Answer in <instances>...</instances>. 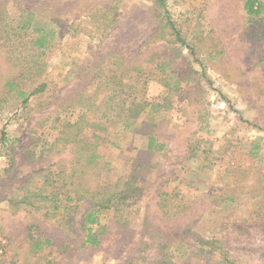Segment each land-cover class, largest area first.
I'll list each match as a JSON object with an SVG mask.
<instances>
[{
	"label": "rangeland",
	"instance_id": "374dc122",
	"mask_svg": "<svg viewBox=\"0 0 264 264\" xmlns=\"http://www.w3.org/2000/svg\"><path fill=\"white\" fill-rule=\"evenodd\" d=\"M251 1L257 13L248 0H0V55L21 60L0 58V260L8 259L13 226L31 218L26 190L49 181L59 191L69 168L55 165L60 157L48 145L63 122L85 114L101 124L103 183L133 194L117 208L135 230L161 207L205 208L199 232L242 249L226 264H264V0ZM39 29L45 50L30 43ZM11 64L23 72L13 89ZM40 84L44 91L30 95ZM127 115L161 123L164 134L152 141L132 132ZM30 150L42 153L31 162ZM42 169L49 174L28 178ZM237 181L252 187L205 206ZM114 214L103 211L101 223L111 227ZM185 253L176 245L167 255L181 264ZM30 261L122 264L78 246Z\"/></svg>",
	"mask_w": 264,
	"mask_h": 264
},
{
	"label": "trees",
	"instance_id": "16d2710c",
	"mask_svg": "<svg viewBox=\"0 0 264 264\" xmlns=\"http://www.w3.org/2000/svg\"><path fill=\"white\" fill-rule=\"evenodd\" d=\"M156 1L161 6L165 5V0ZM246 6L250 13L259 11L251 0H248ZM167 21L170 23L169 18ZM170 25L174 27L173 24ZM178 39L182 41L180 36ZM30 43L37 50L49 47V40L42 29L37 30V36ZM19 55L20 53L11 57L0 55V58L21 61ZM11 68L9 67L14 74L13 79L6 82V86L13 89L16 79L21 78L23 72L18 70L16 74L15 68L19 66L12 67L11 64ZM45 87V84H40L30 95L44 91ZM17 96L27 101L23 89L19 90ZM132 121L139 125L138 129L132 126ZM123 125L152 141L164 134L161 123L153 124L143 116L127 115V121H123ZM99 126L101 124L90 120L85 114H79L73 122L61 124L60 136L47 148L48 152L59 155L56 166L69 165L68 169L59 174L62 176L60 189L55 192L51 182L46 181L47 187L44 185L26 190L23 203H28L32 208L31 218L27 222L18 221L13 226L8 259L0 260V264H31L30 259L40 257L43 250L55 248L56 251H62L71 246L84 248L89 253H103L104 260H121L122 264H177L167 255L176 245L184 247L186 252L181 264H191L192 260L202 261L203 264H226L230 257L241 258L242 249L229 238L224 240L206 237L199 232L197 227L205 208L192 210L179 203L167 210L161 207L160 213H145L140 221V230H135L124 216L125 210L117 208L119 204L131 199L133 194L126 188L112 189L102 181L109 164L98 150L102 139ZM86 130L91 132L83 137ZM64 133L66 134L62 138ZM166 137H171V134ZM58 142L64 144L60 152L56 151ZM162 147L163 144L160 148ZM42 149L44 150V146ZM26 153L33 162L42 152L35 154L30 150L24 154ZM61 153H65V157L62 158ZM40 160L41 158L38 161ZM49 172L48 169H42L28 178ZM247 187L252 186H243L237 181L221 194H210L205 206H213L223 200L234 201L239 197L238 190H245ZM106 210H113L115 213L111 227L101 223L100 214ZM51 221L55 223L52 225ZM45 224L51 225L49 230Z\"/></svg>",
	"mask_w": 264,
	"mask_h": 264
}]
</instances>
